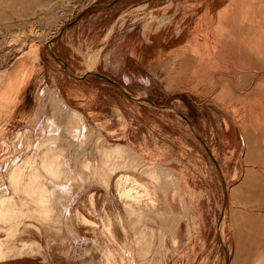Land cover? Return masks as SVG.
<instances>
[{
	"label": "rangeland",
	"instance_id": "rangeland-1",
	"mask_svg": "<svg viewBox=\"0 0 264 264\" xmlns=\"http://www.w3.org/2000/svg\"><path fill=\"white\" fill-rule=\"evenodd\" d=\"M16 70L0 264H264V0H0Z\"/></svg>",
	"mask_w": 264,
	"mask_h": 264
},
{
	"label": "bare ground",
	"instance_id": "bare-ground-1",
	"mask_svg": "<svg viewBox=\"0 0 264 264\" xmlns=\"http://www.w3.org/2000/svg\"><path fill=\"white\" fill-rule=\"evenodd\" d=\"M21 51V50H20ZM28 56V55H27ZM19 57V56H18ZM22 57H24V55L22 56ZM17 59V58H16ZM20 59H21V56H20ZM25 60V59H24ZM18 63H20V66L18 67L21 71H23V70H25L24 69V67L26 66V65H24V63L22 62H18ZM17 65V64H16ZM19 65V64H18ZM10 67H12V66H10ZM15 68H16V66H14ZM13 67V68H14ZM17 68V69H18ZM12 69V68H11ZM12 72H13V70H12ZM1 76V75H0ZM20 77V78H19ZM21 80H23L24 78H26V75H20V73H19V71H14V73H7V76H6V78H5V80H4V82H5V84H3V85H1V86H5L4 88L6 89L7 87L8 88H10V90L9 91H6V90H4V89H2V87H1V90H0V100H4V101H8V99L10 98V96H11V94H12V92H14L15 91V87H16V83H17V81L19 80V79ZM3 82V83H4ZM21 83V82H20ZM23 83V82H22ZM8 93H10V94H8ZM15 93H16V91H15ZM17 96V95H16ZM15 95H14V98L16 97Z\"/></svg>",
	"mask_w": 264,
	"mask_h": 264
},
{
	"label": "crops",
	"instance_id": "crops-1",
	"mask_svg": "<svg viewBox=\"0 0 264 264\" xmlns=\"http://www.w3.org/2000/svg\"><path fill=\"white\" fill-rule=\"evenodd\" d=\"M30 261V264H39V260L36 258V259H32V258H30L29 259ZM3 264H5V263H3ZM10 264H15L14 262H11Z\"/></svg>",
	"mask_w": 264,
	"mask_h": 264
}]
</instances>
